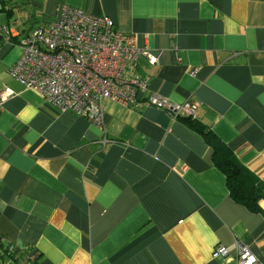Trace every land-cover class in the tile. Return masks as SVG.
<instances>
[{
    "label": "crops",
    "instance_id": "0c3cea01",
    "mask_svg": "<svg viewBox=\"0 0 264 264\" xmlns=\"http://www.w3.org/2000/svg\"><path fill=\"white\" fill-rule=\"evenodd\" d=\"M61 4L133 35L155 58L137 60L144 97L196 102V120L264 184V0H6L0 264H235L236 239L264 262V196L258 212L235 201L211 147L182 119L104 99L99 127L11 76L18 40ZM216 244L228 254L214 256Z\"/></svg>",
    "mask_w": 264,
    "mask_h": 264
},
{
    "label": "built area",
    "instance_id": "2783aa9c",
    "mask_svg": "<svg viewBox=\"0 0 264 264\" xmlns=\"http://www.w3.org/2000/svg\"><path fill=\"white\" fill-rule=\"evenodd\" d=\"M18 42L21 53L9 68L11 76L38 90L53 107L71 110L96 126L103 125L104 99L128 108L154 106L172 119L195 118L196 102H174L153 92L144 97L149 77L137 71V60L155 58L133 35L116 30L109 16L61 4L47 27L34 29ZM12 93L0 90V111ZM234 246L235 264H264L244 241L236 239ZM227 254L226 246L215 245L214 256ZM28 264H35L33 258Z\"/></svg>",
    "mask_w": 264,
    "mask_h": 264
},
{
    "label": "trees",
    "instance_id": "16d2710c",
    "mask_svg": "<svg viewBox=\"0 0 264 264\" xmlns=\"http://www.w3.org/2000/svg\"><path fill=\"white\" fill-rule=\"evenodd\" d=\"M0 10H11L6 7V0H0ZM193 130L200 133L206 143L212 149V162L224 174L230 196L244 205L249 211H261L259 200L264 196L263 182L249 169L243 166L236 158L233 151L210 129L200 124L197 120L182 118ZM4 247L6 253L17 259L14 249ZM20 264H28L26 258L21 259Z\"/></svg>",
    "mask_w": 264,
    "mask_h": 264
},
{
    "label": "rangeland",
    "instance_id": "374dc122",
    "mask_svg": "<svg viewBox=\"0 0 264 264\" xmlns=\"http://www.w3.org/2000/svg\"><path fill=\"white\" fill-rule=\"evenodd\" d=\"M185 101H189V100H185ZM190 102H192V101H190ZM182 118H190V119H194V120L197 119V117H196V113H195V118H191V117H187V116H180V117H178V118H176V119H182ZM176 119H173V120H176Z\"/></svg>",
    "mask_w": 264,
    "mask_h": 264
},
{
    "label": "flooded vegetation",
    "instance_id": "af4514ba",
    "mask_svg": "<svg viewBox=\"0 0 264 264\" xmlns=\"http://www.w3.org/2000/svg\"><path fill=\"white\" fill-rule=\"evenodd\" d=\"M166 112V111H165ZM168 114V113H167ZM170 116V115H169ZM170 118H171V116H170ZM172 119V118H171ZM173 120V119H172Z\"/></svg>",
    "mask_w": 264,
    "mask_h": 264
}]
</instances>
